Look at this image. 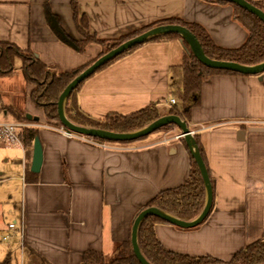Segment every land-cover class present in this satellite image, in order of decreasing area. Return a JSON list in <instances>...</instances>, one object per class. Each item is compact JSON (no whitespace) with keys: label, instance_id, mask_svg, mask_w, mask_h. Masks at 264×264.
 <instances>
[{"label":"crops","instance_id":"obj_1","mask_svg":"<svg viewBox=\"0 0 264 264\" xmlns=\"http://www.w3.org/2000/svg\"><path fill=\"white\" fill-rule=\"evenodd\" d=\"M248 1L264 10V0ZM82 16L97 38L122 36L168 17L200 24L223 48L239 47L248 35L230 4L205 0H77V20ZM75 19L71 0H0V41L29 48L45 64L68 72L100 53L96 43L79 53L59 39L53 23L70 39L82 38ZM182 58L178 39L145 42L84 80L74 98L94 118L126 115L153 103L165 113L172 106L169 69ZM26 110L37 114L32 107ZM9 115L1 111L0 121ZM36 117L44 123L42 110ZM188 126L199 136L213 180L212 207L196 227L162 222L154 232L167 250L227 263L235 252L264 238V132L253 130L264 127V72L205 78ZM37 128L39 172L30 170L33 144L28 154L19 140L15 166L20 176L0 177L5 179L0 186L18 183L6 189L17 216L12 244L49 264H79L87 249L110 255L116 242L130 238L139 209L161 190L183 183L190 171L182 142L169 140L179 135L176 127L144 144L103 141L111 148L68 138L43 124ZM7 225L0 229L8 231Z\"/></svg>","mask_w":264,"mask_h":264},{"label":"trees","instance_id":"obj_2","mask_svg":"<svg viewBox=\"0 0 264 264\" xmlns=\"http://www.w3.org/2000/svg\"><path fill=\"white\" fill-rule=\"evenodd\" d=\"M205 1L217 4H230L227 2H218L212 0ZM248 2L263 10L260 3L251 1ZM230 5L233 8L234 20L238 21L242 26H244L248 33L244 43L237 48H223L216 45L205 28L195 22H186L176 17L164 18L158 20V22L159 24H177L186 27L199 42L205 56L210 59L233 61L243 65H256L261 63L264 60V24L256 16L248 13L246 10L234 4ZM71 8L76 18L75 21L77 30L82 38L78 40H72L62 30H60L59 32H56L59 39L70 45L79 53H83L88 44L96 43L100 45L103 38H97L88 32V24L86 19L82 16L79 20H77V0H71ZM44 11L46 13V18H50L51 14L49 9L45 7ZM149 27L150 25H146L141 27L140 32L135 30L117 37V39H115L109 46H107V48H105V51H100L97 57L116 47L121 42L129 39V37H133L132 34L135 36V34L137 35ZM168 39H178L181 42L183 47V58L179 65L172 66L169 69V94L177 100L176 104L169 107L167 112H160L157 104L153 103L126 115L112 112L108 113L103 118H94L86 114L78 106L74 98L75 91L82 84V82L87 79L86 78L71 92L65 101L64 113L66 118L78 126L102 129L115 133H128L136 131L148 125L152 121L166 115H176L180 117L186 124H188L191 109L200 105L201 85L205 78L217 74L240 75L231 71L216 70L205 67L194 57L186 41L178 34L167 33L163 35H157L145 42ZM142 44L136 45L126 50L122 54L98 68L94 73L108 66L122 56L132 52ZM16 60L20 61L19 69L23 79L32 84V88L29 92V99L32 104L42 110L46 122L45 125L60 127L61 124L57 117L58 96L62 92L63 88L93 61L74 70L65 72L59 70L54 65L45 64L29 48L21 49L6 41H0V77L10 75L14 72V64ZM4 109L5 110L3 111H6L8 114H10L11 117H13L16 121L28 122L25 114L21 113L19 110L8 106ZM175 127L176 126L174 124H167L153 133L166 132ZM37 135V126L24 127L18 134L21 146L28 154L31 150L33 140ZM146 137H142L140 139ZM194 138L196 140L198 151L205 164V155L199 140V136L195 134ZM94 139L97 141H104L98 138ZM181 142L188 153L190 161V171L188 177L178 186L163 189L155 194L139 209V211L147 207H156L183 221H191L201 212L205 202L204 183L197 165L189 153L185 141L182 139ZM209 178L212 184L213 180L211 177ZM162 222L164 221L155 216H147L141 221L137 230L138 248L142 256L150 264L224 263L223 261L211 256H189L165 249L158 241L154 232V226ZM227 263L264 264V238L247 244L242 249L235 252L230 261ZM0 264H8V258L0 262ZM79 264H139V262L133 254L130 238H128L124 241L116 242L110 255L98 254L93 249L85 250L82 253Z\"/></svg>","mask_w":264,"mask_h":264},{"label":"water","instance_id":"obj_3","mask_svg":"<svg viewBox=\"0 0 264 264\" xmlns=\"http://www.w3.org/2000/svg\"><path fill=\"white\" fill-rule=\"evenodd\" d=\"M218 2H227L230 4H234L248 13L256 16L263 24H264V11L252 5L246 0H212ZM53 28L56 32H59L56 23H53ZM167 33H175L180 35L188 44L192 54L194 57L205 67L216 70H226L235 72L240 75L248 76V75H259L264 72V60L256 65H243L233 61H221L210 59L205 56L201 46L195 36L184 26L177 24H162L156 27L150 28L146 31H143L123 42L118 44L116 47L112 48L108 52L97 57L89 66H87L84 70L78 73L62 90L57 99V117L61 126L65 128L69 132H73L79 135L98 138L104 141H113V142H130L138 140L142 137H146L151 133L157 131L159 128L167 125L174 124L179 130V137L184 138L185 144L189 150V153L197 165V168L200 172L201 178L204 183L205 188V202L201 212L191 221H183L180 220L156 207H147L141 209L135 216L131 229H130V244L133 251V254L139 264H150L141 254L138 244H137V230L141 223V221L147 216H155L161 219L164 222L169 224L182 227V228H192L200 225L204 222L207 216L210 213L212 207V198L213 191L212 185L210 182V178L208 175V171L206 166L202 160V157L198 151L196 141L193 138L192 131L189 130L187 124L176 115H166L162 116L148 125L144 126L141 129H138L133 132L128 133H115L102 129H93L86 128L83 126H78L70 122L64 113V104L71 92L86 78L92 75L98 68L114 59L118 55L122 54L126 50L144 43L148 39L157 36L163 35ZM27 120H30L32 117L30 114L25 115ZM255 131H263L264 127H254ZM242 132V131H241ZM42 163V147L38 136H36L33 140V149H32V158L30 164V170L33 173H38ZM228 264V263H223Z\"/></svg>","mask_w":264,"mask_h":264},{"label":"rangeland","instance_id":"obj_4","mask_svg":"<svg viewBox=\"0 0 264 264\" xmlns=\"http://www.w3.org/2000/svg\"><path fill=\"white\" fill-rule=\"evenodd\" d=\"M149 25L150 27L147 28L146 30L162 24H159L158 21H155ZM137 30L140 32L141 28L139 27ZM132 35L134 36V34ZM117 37L119 36L103 38L99 45L100 51H105V48H107V46H109L115 39H117ZM19 67H20V61L16 60L14 64V72L11 73L10 75L0 77V112L5 110L4 108L8 106L11 108L13 107L14 109L19 110L21 113L25 114V113H29L27 112L26 108L32 107L34 111L37 112L36 115L40 116L41 109L36 106H33L28 99V95L27 96L25 95V93L27 94L28 85L31 86L32 84H29L27 81H25L22 78ZM29 114L31 115L32 118L30 120H27L28 122H24L29 124V127L32 126L36 127L38 124H43V125L46 124L45 121L44 123H39L36 115L32 113ZM6 120L22 123V121H16L10 115L8 116V118H6ZM165 135L166 134H164V132H156L150 134L148 137H146V139L143 138L138 141L136 140L133 142H113V141L111 142L116 144H120V143L144 144L149 142L150 140L159 141L162 138H164ZM179 135H180V130H179ZM170 136L172 135H167L166 137H170ZM193 138H194V134H193ZM178 139L180 141L182 139L185 140L182 137H179ZM20 155H21V148L19 147V144L0 146V177L17 178L18 176H20L19 173H17L16 171L17 166H15V160L19 158ZM17 184L18 183L14 180V181H9L8 183L0 186V226H4V228L6 227L7 224L11 223L12 221L14 220L17 221L16 219L17 216L14 215L12 209V203H11L12 193H8L6 190L10 185H17ZM4 230L5 229L3 230L0 229V262L8 258V264H49L47 262H42L40 257L32 255L27 250L21 251L20 248L18 249L14 244H12V238L7 241H2V236L8 233L7 229L5 231Z\"/></svg>","mask_w":264,"mask_h":264},{"label":"built area","instance_id":"obj_5","mask_svg":"<svg viewBox=\"0 0 264 264\" xmlns=\"http://www.w3.org/2000/svg\"><path fill=\"white\" fill-rule=\"evenodd\" d=\"M168 102L169 104L174 105L176 104V99L171 97L168 100ZM24 127H29V124L24 123V122L20 123V122H13V121H0V144H3V145L18 144L19 143L18 130L20 131ZM46 127L51 128L68 138L77 139V140H80V141H83V142H86L88 144L95 145V146L111 148L104 142L97 141L92 137H87V136L79 135L73 132H69L62 126L61 127L46 126ZM178 138H179V135L174 138H170L169 140L178 139ZM4 181L5 179L0 178V184L3 183ZM15 227H16L15 222H11L7 225L8 231L10 232L2 236V241H7L11 238L10 233H12V231H16Z\"/></svg>","mask_w":264,"mask_h":264}]
</instances>
